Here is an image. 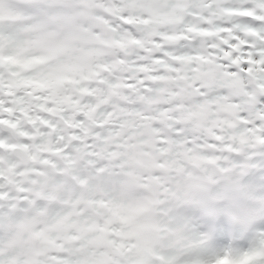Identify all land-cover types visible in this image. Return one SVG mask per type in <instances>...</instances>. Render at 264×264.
Segmentation results:
<instances>
[{
  "label": "clouds",
  "instance_id": "obj_1",
  "mask_svg": "<svg viewBox=\"0 0 264 264\" xmlns=\"http://www.w3.org/2000/svg\"><path fill=\"white\" fill-rule=\"evenodd\" d=\"M0 264H264V0H0Z\"/></svg>",
  "mask_w": 264,
  "mask_h": 264
}]
</instances>
